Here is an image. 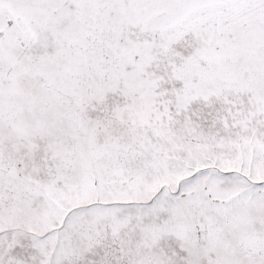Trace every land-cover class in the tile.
<instances>
[{
	"label": "snow or ice",
	"instance_id": "1",
	"mask_svg": "<svg viewBox=\"0 0 264 264\" xmlns=\"http://www.w3.org/2000/svg\"><path fill=\"white\" fill-rule=\"evenodd\" d=\"M0 264H264V0H0Z\"/></svg>",
	"mask_w": 264,
	"mask_h": 264
}]
</instances>
